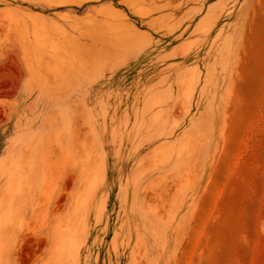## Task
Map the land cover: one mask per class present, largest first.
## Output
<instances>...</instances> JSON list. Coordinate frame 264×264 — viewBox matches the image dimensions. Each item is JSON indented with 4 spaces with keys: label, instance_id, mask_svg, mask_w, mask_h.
Listing matches in <instances>:
<instances>
[{
    "label": "rangeland",
    "instance_id": "1",
    "mask_svg": "<svg viewBox=\"0 0 264 264\" xmlns=\"http://www.w3.org/2000/svg\"><path fill=\"white\" fill-rule=\"evenodd\" d=\"M0 264H264V0H0Z\"/></svg>",
    "mask_w": 264,
    "mask_h": 264
}]
</instances>
